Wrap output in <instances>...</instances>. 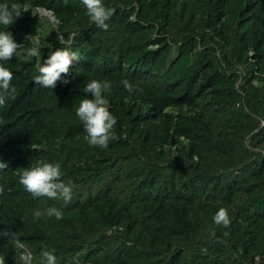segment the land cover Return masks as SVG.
<instances>
[{
    "label": "trees",
    "instance_id": "16d2710c",
    "mask_svg": "<svg viewBox=\"0 0 264 264\" xmlns=\"http://www.w3.org/2000/svg\"><path fill=\"white\" fill-rule=\"evenodd\" d=\"M31 11L0 31L41 57L4 63L14 99L0 108V255L40 264H264V0H103L107 30L81 0H0ZM78 54L70 83L35 82L58 49ZM92 79L109 80L116 139L90 147L76 116ZM142 89L129 94L121 81ZM60 163L73 199L34 198L18 173ZM62 209L33 219L35 210ZM225 208L228 228L213 217ZM122 229V230H121ZM228 232V236L223 235ZM19 243L22 247H18Z\"/></svg>",
    "mask_w": 264,
    "mask_h": 264
},
{
    "label": "clouds",
    "instance_id": "9594fccd",
    "mask_svg": "<svg viewBox=\"0 0 264 264\" xmlns=\"http://www.w3.org/2000/svg\"><path fill=\"white\" fill-rule=\"evenodd\" d=\"M67 3V0H65ZM89 20L97 27L107 30L108 21L113 15V10L104 5L103 0H81ZM31 11V4L13 2L11 4L0 3V25L7 29L11 26L22 13ZM44 16L51 26H56V18L49 10L40 6H35L31 14ZM48 18V19H47ZM40 46L34 43L31 47L25 49L23 45L14 41L10 32L0 31V62L11 60L18 57L27 62L32 58L41 57ZM79 59L78 54L70 51L68 48L58 49L52 52L47 59L38 65L39 75L35 77V82L44 88L54 89L58 81L68 84L70 79L62 78L70 76V66L73 60ZM13 73L4 63H0V108L7 107V101L14 99L17 94V88L12 84ZM125 90L131 95L139 93L142 89L133 85L128 79L121 81ZM112 88V82L109 80L92 79L84 87V92L90 95L80 101L76 108V116L82 122L86 135L84 139L88 145L93 148L107 149L109 142L116 139L115 126L116 118L109 110V100L106 93ZM7 167L6 163H0V170ZM63 173L60 163L42 162L31 167L25 168L18 173L19 183L34 198L46 197L52 200H62L64 205H68L73 199V187L71 183H65L61 179ZM5 188L0 185V195H3ZM63 211L57 207H48L44 211L35 210L33 219L41 217H54L56 220L63 218ZM217 225L228 228L231 224V218L225 208H220L213 217ZM122 230V229H121ZM8 232H0V237H7ZM223 235L227 237L228 232ZM18 247H22L16 243ZM23 264H31V254L25 249H21ZM40 264H57V257L54 251L47 249L41 252ZM0 264H6L5 257L0 255Z\"/></svg>",
    "mask_w": 264,
    "mask_h": 264
},
{
    "label": "rangeland",
    "instance_id": "374dc122",
    "mask_svg": "<svg viewBox=\"0 0 264 264\" xmlns=\"http://www.w3.org/2000/svg\"><path fill=\"white\" fill-rule=\"evenodd\" d=\"M48 19V18H47ZM41 24L43 25V26H47L48 25V23H47V21L45 20V19H42V21H41ZM48 27V26H47Z\"/></svg>",
    "mask_w": 264,
    "mask_h": 264
},
{
    "label": "built area",
    "instance_id": "2783aa9c",
    "mask_svg": "<svg viewBox=\"0 0 264 264\" xmlns=\"http://www.w3.org/2000/svg\"><path fill=\"white\" fill-rule=\"evenodd\" d=\"M254 264H257V260L255 259V263Z\"/></svg>",
    "mask_w": 264,
    "mask_h": 264
}]
</instances>
